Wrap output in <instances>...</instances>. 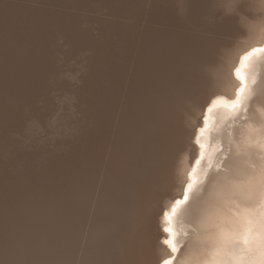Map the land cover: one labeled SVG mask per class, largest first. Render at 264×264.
<instances>
[{"label":"bare ground","instance_id":"obj_1","mask_svg":"<svg viewBox=\"0 0 264 264\" xmlns=\"http://www.w3.org/2000/svg\"><path fill=\"white\" fill-rule=\"evenodd\" d=\"M256 47L258 0H0V264H264Z\"/></svg>","mask_w":264,"mask_h":264},{"label":"rangeland","instance_id":"obj_2","mask_svg":"<svg viewBox=\"0 0 264 264\" xmlns=\"http://www.w3.org/2000/svg\"><path fill=\"white\" fill-rule=\"evenodd\" d=\"M56 48H57V46H56ZM74 59H75V61L73 63ZM80 59L81 58L78 56L73 57V59L71 61H69L68 63H66V65H68V64H69V66L77 65L76 62L79 63ZM72 63H73V65H72ZM59 64L61 65L62 62H60ZM60 104L64 109H66L68 107V105H66V101H61ZM74 111H75V109H74ZM42 112H43V115H47L49 113L48 111H42ZM24 134H25V132L23 131V135ZM44 134H45V132H42L41 134H39V136H43ZM22 141H23V139L17 135L10 136L8 138L10 151L15 150V152H17L19 154V156L21 157L19 161H17L16 163H14L13 166H11L10 170H18L19 173L28 172L30 170L38 168V165L41 163L42 158L46 156V153L44 152V150L42 149V147L40 145L33 143V146L31 148V147L25 146V144H23ZM53 144L54 145L48 144V145H46L47 147L44 146V148L50 149L51 151L55 152L56 151L55 149H57V144H56V142ZM10 157H11L10 154H4V155L0 154V171H2V168L4 166L11 165L10 164L11 161L9 159ZM38 157H39V159H37Z\"/></svg>","mask_w":264,"mask_h":264},{"label":"snow or ice","instance_id":"obj_3","mask_svg":"<svg viewBox=\"0 0 264 264\" xmlns=\"http://www.w3.org/2000/svg\"><path fill=\"white\" fill-rule=\"evenodd\" d=\"M256 53H264V47L253 48L250 52H248L246 55H244L242 57L240 67L236 69V75H237V77L241 78L242 83H243L244 77L241 76V69L244 67V62L248 61L250 59V57L254 56ZM244 90H245L244 87L239 88L237 96L238 97L241 96L243 94ZM212 103H215V101L214 100L206 101V104H212ZM240 103H241V100L239 98H237L235 101V104L233 106L239 105ZM191 176L194 179L195 174L192 173ZM193 186L194 185L191 182L186 185V189L184 192L183 199L175 201V204L171 208L170 213L166 214V219L168 220L169 223H171L172 216L176 213L177 207L180 206L181 204L187 202V200L189 198V193L191 192V189L193 188ZM162 231L165 233L166 237H171V238H164L161 242L170 249L171 253H176L177 247H176L175 240H174L173 228L165 227L164 229H162ZM245 242H247V241H245ZM160 264H173V258L170 256L168 258L162 259L160 261Z\"/></svg>","mask_w":264,"mask_h":264},{"label":"clouds","instance_id":"obj_4","mask_svg":"<svg viewBox=\"0 0 264 264\" xmlns=\"http://www.w3.org/2000/svg\"><path fill=\"white\" fill-rule=\"evenodd\" d=\"M243 0H237V3H241ZM250 3L256 2V0H249ZM258 3L261 5H264V0H258Z\"/></svg>","mask_w":264,"mask_h":264}]
</instances>
